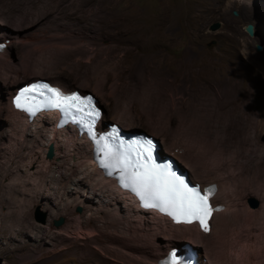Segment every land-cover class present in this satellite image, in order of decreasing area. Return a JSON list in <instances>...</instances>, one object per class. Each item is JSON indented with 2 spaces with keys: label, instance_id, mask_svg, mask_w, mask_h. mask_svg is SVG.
Masks as SVG:
<instances>
[{
  "label": "rangeland",
  "instance_id": "374dc122",
  "mask_svg": "<svg viewBox=\"0 0 264 264\" xmlns=\"http://www.w3.org/2000/svg\"><path fill=\"white\" fill-rule=\"evenodd\" d=\"M228 2L229 0H0V5L2 4L0 8H3L0 27L19 26L22 15H24L23 19H25L21 21L23 24L17 28L30 29L35 24H39L36 30H42L45 27L49 31L47 39L59 37L69 38L67 40L70 42L73 40L74 46L72 44L63 45L60 54L58 50L61 48L56 49L58 53L55 50L58 55L54 52L55 56L51 60L53 61L51 65L56 67V69L52 67L53 73L60 72L69 78L75 90L95 96L107 118L114 114L120 104L132 102L135 114L139 117V123L137 121L136 126L129 128L116 122L120 123L124 129L126 128L127 132L143 131L154 136V133H151L154 128L149 122L147 112L155 114L158 112L157 107L166 104L169 95L174 94L187 120L196 117L208 126L222 128L221 131L225 132V138L240 142L241 145L245 144L247 149L252 145L251 140L257 139L261 142L260 148L262 149L264 148V126L261 129L260 121L264 118V112L261 115L253 112L255 109L250 108V102L254 105L250 94L254 74L260 76L255 71H259L260 67L256 66L264 60H262L264 58V0H254L252 4L248 2L242 4L235 0L230 6ZM8 5H10L9 8ZM164 9L168 10L166 14ZM234 12H237V16H234ZM216 23H220L221 27L217 31H212L211 26ZM248 24H252L256 29L254 37H250L245 31ZM38 39L39 37L33 41L32 49L34 47V49H39L43 45L37 41ZM9 43L10 40H6V44L9 45ZM37 45L39 46L36 47ZM9 46H13L12 42ZM75 46L81 47L82 50H78ZM257 46L262 47L260 52L257 51ZM12 50L11 53L17 56L15 58L17 62H21L30 55L22 58L24 53L19 46H15ZM244 55L249 56L251 60L246 62L242 59ZM29 58L33 57L30 55ZM54 58H56L55 61ZM202 62L215 66L214 72L210 71L208 79L202 77L200 72H198L199 76L193 74L191 70L193 68H188L190 64L198 66ZM95 68H98L99 72L106 77L102 95H96L89 87H84L85 83L82 79L84 72H92ZM49 77L51 78L46 75L43 79L47 80ZM238 81L242 84H238ZM114 83L117 89L111 95L110 87ZM236 84L239 85L235 90L238 91L237 94L235 91L230 92L234 88L228 89L230 91L220 88ZM260 109L257 108L259 111ZM171 116L177 121L176 113ZM219 134L217 137L221 139L222 133L219 132ZM251 147L249 152H253ZM2 148L0 146V177L4 172L12 171L10 157L7 156L8 151L5 153L8 147L4 146L3 154ZM260 148L256 153L261 151ZM251 153L248 155L251 158L250 162L244 161V158L240 162H246L248 169L256 171L257 163L262 162L256 159L254 156L256 153ZM262 157L264 162V156ZM230 175V171L221 173L223 179L229 178ZM8 178L7 184L10 186L15 178L13 176ZM46 190L43 188L41 197L47 195L52 202L60 199L61 196L57 197L58 193L53 195L51 191L46 192ZM262 191H257V195L260 197L262 195L263 199L264 191ZM255 193L251 194L255 195ZM29 195L34 197L30 198ZM22 199L27 204L25 212L29 214V216H24L26 223L20 216L24 222L23 228L17 223L20 219L15 217L20 210H23L20 203ZM51 201L39 199L38 195L35 196L31 192L21 194L18 191L13 193L8 189H3L0 193V264H63L69 259L82 257L88 253L96 264L99 263L100 256H102L98 253L99 249L95 250V246L90 245L84 239H77L78 224H74V227L71 218L69 220L64 216L55 217ZM248 201L252 207H255L254 202L258 203L257 208L260 206V201L255 198H249ZM79 209L81 212L78 211ZM74 214L83 216L81 221L85 224L84 218L87 215L85 209L77 206ZM96 218L102 223L100 217ZM60 219H64V225L57 229L54 223ZM49 225L52 226L53 231L67 228L71 233L70 237L74 238L64 241L57 234L52 237L44 236L39 231L40 227L43 226L45 229ZM30 227L31 229H28ZM36 227H39L38 233L36 229L32 230ZM133 228L140 231V236L142 235L143 238L155 233L154 227L149 228L148 231L144 232V229L142 231L139 223L134 224ZM72 232L75 234L73 235ZM111 232L114 237H123L117 231L110 230L109 233ZM81 241L82 244H78ZM173 241L175 248L180 243L183 246H193L187 241L179 239ZM132 243L134 244L133 241ZM135 243L137 244L134 245L138 247L151 248L142 241ZM240 245L243 247L244 243ZM193 247L197 251L203 249L200 245ZM153 249L155 250V247ZM77 252L80 254L78 255ZM234 260L235 257H233ZM203 262L212 264L204 258ZM107 264H117V262L109 258Z\"/></svg>",
  "mask_w": 264,
  "mask_h": 264
},
{
  "label": "bare ground",
  "instance_id": "6f19581e",
  "mask_svg": "<svg viewBox=\"0 0 264 264\" xmlns=\"http://www.w3.org/2000/svg\"><path fill=\"white\" fill-rule=\"evenodd\" d=\"M234 1L229 0L228 6ZM237 1L242 2V4L245 2L252 4L254 2V0ZM1 11H3V8H0V17L3 16ZM164 12L166 14L168 10L164 9ZM25 15L27 16L26 13ZM23 17L25 16L22 15L20 24H23L21 22L25 19ZM20 24L19 26H21ZM12 25L14 26V24ZM19 26H15L16 28L11 26L0 27V45L4 44L7 46L5 50L0 51V146L1 148L3 146L1 150L4 149V146L8 147L5 149V153L8 151L7 156L10 157L9 162L12 166L11 172H4L0 177L1 192L3 189H8L13 193L18 191L21 194L31 192L35 196L38 195L39 199H46L49 202L51 200L47 198V195L46 197H41L43 188L47 189L46 192L48 190L51 191L53 195L58 193L57 197L61 196L60 199L51 201L55 217L64 216L69 220L71 218L74 227L78 224L76 238L88 241L90 245L95 246V250L99 249L101 251H98L102 256H100L101 260L97 264H107L109 258L117 262V264H159L167 256L168 252L175 248L174 239L187 241L193 246L200 245L203 248L198 251L199 257L197 260L200 264H207L203 262V258L208 259L209 263L212 264H264V198L262 199V195L261 197L257 195V191H264V162L262 160L264 148H260V141L254 140V138L251 140L252 145L250 147L253 146L251 147L253 154L259 148L261 149L254 156L262 163H257L256 171H254V169H248L246 164V162L251 161L250 156H248L251 153L249 152L250 147L247 149L244 146L245 144L241 145L240 142L225 138V132L221 131L222 128L219 129L212 125L208 126L204 121L197 120L196 117H190L191 119L187 120L181 110V104L173 96L174 94L169 95L166 104H161L157 107L158 112L155 114L147 112L149 122L154 128L151 133H154V136L160 142V154L173 157L181 169L190 174L192 182L200 183L204 188L212 184H216L219 188V193L214 197V202L218 206H223V210L214 215L208 231L200 230L197 225H174L166 217H162L152 210H145L139 205V202L129 190H123L118 185V181L114 176H107L96 160L94 141L90 140L85 134H81L77 127L72 125L59 127L61 115L58 111L41 113L33 120H30L21 110L15 107L14 101L17 98L18 91L30 83L43 80V76L46 75L51 76L47 80L44 79L49 84L58 85L67 92L75 90V86L69 78L62 75V73L60 74V72L53 73L54 69L52 67L55 66L51 65L53 62L51 60L56 52L58 53L59 51L60 54L63 45L72 44L74 46L73 40L71 43L67 40L69 38L56 37L47 39L49 31L45 27L42 30H36L39 24L32 25L33 27L30 29L17 28ZM48 28L50 29L51 27ZM38 37L37 41L43 43V45L39 49H34L35 47L32 49V43ZM6 40H10L13 46L10 47V43L7 45ZM74 42L78 44L75 40ZM15 46L22 48L24 53L22 58L29 54L33 58L28 59L29 55L21 62H17L15 59L17 56L15 57L11 53ZM73 46L70 47L73 48ZM56 49L59 50L57 51ZM77 49L80 50L81 47H77ZM88 50L89 48L86 52ZM242 59L246 62L251 60L249 56H245ZM55 60L56 58H54ZM254 60L256 61V59ZM263 61L256 66L260 67L259 71L255 70L260 76L254 74L253 83L251 84L250 95L253 98L254 105L250 102V108L255 109L253 112L256 115L257 113L261 115L264 112ZM188 68H193L191 69L193 74L198 75V72H200L202 77L208 79L210 71L214 72L215 66L214 64L202 62L198 66L190 64ZM82 79L85 83V88L89 87L96 95L103 94L106 77L99 72L98 68H95L92 72H84ZM238 84L242 83L238 81ZM238 84L220 88L225 91L234 88L232 91L228 90L232 93L239 86ZM116 89V83L112 84L110 94L113 95ZM237 92L235 91V94ZM85 94L87 93H83V95ZM96 100L98 101L97 98ZM257 108H261L260 111ZM175 113L177 114V121L171 116ZM138 118L132 102L124 105L120 104L109 118L103 112L99 123L100 130L98 131L103 133L112 125H117L116 122H120L124 127H134L139 123ZM105 121L110 122L105 123ZM260 123L262 129L264 118ZM224 128L226 129L227 127ZM219 132L222 133L221 139L217 137ZM51 147L53 148V158L48 159L46 155ZM242 158L245 159V163L240 162ZM4 167L3 169L6 168ZM225 171H230L231 173L227 179L221 177V173ZM9 176L15 178L10 186L7 184ZM256 186H259V188H256ZM253 192H256L255 195L251 194ZM29 196L30 198L34 197L33 195ZM249 198L259 200L260 206L257 208L258 203L255 205L256 202H254L255 207L250 206L248 203ZM20 203L23 210H20L15 217L20 219V216H22V219L25 220L24 216H29L25 212L27 204H25L24 199ZM77 206H81L87 212L84 218L85 224L81 221L83 216L74 214ZM12 217L14 216L12 215ZM12 217L11 219L14 220ZM96 217H100L102 223ZM22 219L17 220V223L23 228L24 222ZM137 223L142 226V231L144 229V232L154 227L155 233L146 236L150 238H143L142 235L140 236V231L133 228V225ZM70 226L72 225L70 224ZM28 229H31V227ZM35 229L38 233L39 227L32 228V230ZM32 230L30 231L32 232ZM110 230L119 232L125 238L114 237L112 232L111 234L109 233ZM39 231L47 237L57 234L64 241L73 237H70L69 234L71 233H69L67 228L53 231L52 226L49 225L45 229H43V226L42 228L40 227ZM132 241L134 244L142 241L145 245H150L151 248L135 246ZM240 243H244V246L242 247ZM78 244H82V241ZM176 246H183V244L180 243ZM153 247H155V250ZM233 257H235L234 261ZM71 262L72 264H96V261L94 262L90 258L89 253L82 257L69 259L68 262L63 264H70Z\"/></svg>",
  "mask_w": 264,
  "mask_h": 264
},
{
  "label": "snow or ice",
  "instance_id": "6c2138e0",
  "mask_svg": "<svg viewBox=\"0 0 264 264\" xmlns=\"http://www.w3.org/2000/svg\"><path fill=\"white\" fill-rule=\"evenodd\" d=\"M37 89L42 90L37 94L45 96L47 100L46 104L41 105L42 107L58 109L65 116H72L74 120L75 113L88 109L84 115L91 119L86 126L96 145L97 153L103 154L99 161L101 166L117 170L122 186L134 192L144 207L158 209L178 223H192L193 220H197L205 231L209 230L207 221L212 212L218 210L210 203V197L215 192L214 186L201 189L198 185H191L190 181L174 169L171 162L158 160L155 155L156 144L151 139L126 141L119 136L120 130L115 127L107 135L98 134L93 130V126L100 112L95 108L90 96L66 94L61 89L48 84H34L25 88L16 98V107L24 108L21 98L25 97V93ZM27 98L34 99V97ZM26 110L34 113L35 106L27 107ZM78 122L83 123V120ZM163 264H191V262L173 250Z\"/></svg>",
  "mask_w": 264,
  "mask_h": 264
},
{
  "label": "water",
  "instance_id": "95a60500",
  "mask_svg": "<svg viewBox=\"0 0 264 264\" xmlns=\"http://www.w3.org/2000/svg\"><path fill=\"white\" fill-rule=\"evenodd\" d=\"M233 14H234V16H237V12H234ZM220 27H221V24L220 23H216V24L211 26V30L212 31H217V30L220 29ZM245 31L250 37H254L255 28H254V26L252 24H248L246 29H245ZM261 50H262V47L261 46H257V51L260 52ZM99 107H101V106L99 105ZM140 132L141 133H146V132H143V131H140ZM47 158L48 159H52L53 158V148L52 147L49 149V152L47 154ZM255 205H257V203H255ZM78 211L81 212V209H79ZM54 225H55V227L57 229H59L60 227H62L64 225V219H60L59 221H55Z\"/></svg>",
  "mask_w": 264,
  "mask_h": 264
},
{
  "label": "clouds",
  "instance_id": "9594fccd",
  "mask_svg": "<svg viewBox=\"0 0 264 264\" xmlns=\"http://www.w3.org/2000/svg\"><path fill=\"white\" fill-rule=\"evenodd\" d=\"M7 48V46L6 45H4V44H1L0 45V51H2V50H5ZM44 80V79H43ZM45 81V80H44ZM47 82V81H46ZM54 86V85H53ZM57 87H59L61 90H63L64 92H66V93H73V92H79L81 95H83V92H80V91H78V90H74L73 92H67V91H65V89L64 88H62V87H60V86H58L57 85ZM86 95V94H85ZM84 96V95H83ZM93 97H95V96H93ZM96 98V97H95ZM99 104H98V101H97V106H98ZM99 109H100V107H98ZM101 110V109H100ZM102 111V110H101ZM102 114H103V111H102ZM100 123V122H99ZM117 125H119V126H121L122 127V129L124 130V132H127V131H125V129L123 128V126L122 125H120V124H117ZM133 133H135V132H133ZM138 133H141L140 131L138 132ZM144 134H146V133H144ZM146 135H151V134H146ZM151 136H153V135H151ZM155 137V136H154ZM156 138V137H155ZM157 139V138H156ZM159 141V140H158ZM168 157H170V156H168ZM173 158V157H172ZM190 175V174H189ZM190 178H191V176H190ZM176 248H181L180 246H177ZM174 249V248H173ZM199 255V254H198Z\"/></svg>",
  "mask_w": 264,
  "mask_h": 264
},
{
  "label": "trees",
  "instance_id": "16d2710c",
  "mask_svg": "<svg viewBox=\"0 0 264 264\" xmlns=\"http://www.w3.org/2000/svg\"><path fill=\"white\" fill-rule=\"evenodd\" d=\"M101 109V108H100Z\"/></svg>",
  "mask_w": 264,
  "mask_h": 264
}]
</instances>
